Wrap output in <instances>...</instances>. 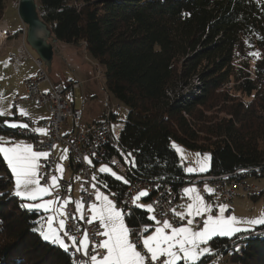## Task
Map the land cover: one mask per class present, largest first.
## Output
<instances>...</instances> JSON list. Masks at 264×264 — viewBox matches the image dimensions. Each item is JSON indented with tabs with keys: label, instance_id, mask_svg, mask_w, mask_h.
I'll list each match as a JSON object with an SVG mask.
<instances>
[{
	"label": "trees",
	"instance_id": "obj_1",
	"mask_svg": "<svg viewBox=\"0 0 264 264\" xmlns=\"http://www.w3.org/2000/svg\"><path fill=\"white\" fill-rule=\"evenodd\" d=\"M35 2L52 37L84 46L103 67L107 91L128 108L115 141L131 162L132 174L124 176L128 183L159 178L181 187L189 176L173 140L210 153L206 175L249 170L244 177H264V0ZM3 10L0 0V21ZM4 121L0 116V135L23 138L21 127ZM96 178L118 198L128 185L107 174ZM12 186L0 156V264H74L63 248L41 237L37 226L43 213L22 207ZM139 223H151L141 208L126 220L130 228ZM262 230L259 225L209 244L213 251L227 245L223 255L240 244L229 264H264V234L247 236ZM211 257L199 264H209Z\"/></svg>",
	"mask_w": 264,
	"mask_h": 264
},
{
	"label": "snow or ice",
	"instance_id": "obj_2",
	"mask_svg": "<svg viewBox=\"0 0 264 264\" xmlns=\"http://www.w3.org/2000/svg\"><path fill=\"white\" fill-rule=\"evenodd\" d=\"M7 110L0 109V116L10 115ZM21 116H28L23 108L19 109ZM10 127H21L27 129L26 123H9ZM34 132L47 135L44 128L33 129ZM176 147L175 145H173ZM55 147V145H53ZM182 152L180 148L176 149ZM67 149L64 150V153ZM62 153L61 160L67 159ZM131 155V154H129ZM0 156L6 161L8 168L14 178L15 192L14 195L21 199L29 201L42 200L39 203L23 204L29 210H43L51 212L53 215L47 217V230L42 231L41 235L45 240L59 244L65 251L69 250V245L60 235L63 232L71 241V247L76 252H82L83 255L89 257V264H198L201 258L211 252L208 242L216 236H227L247 231L238 225L242 223L250 225H264V214L253 219L241 220L235 215H225L228 206L220 204L218 206V214H213V205L205 201L204 196L195 187H186L183 189L184 196L188 202L181 205L182 211L175 208L171 212L180 222L174 224L168 218L167 214L162 213V218L157 219L156 215H150L149 220L155 222L153 230L150 232L151 225L143 227L142 231L133 232V230L125 222V213L117 207L113 199L97 188L96 184H92L95 190V201L85 208L83 200L73 201L71 197L63 199L61 202L59 197L53 199H43L45 196L52 195V190L59 186V180L62 179L63 165L58 164L56 171L61 173L52 175L50 183L41 184L43 176L41 175V159L47 160L50 152L36 150L33 144L23 142L5 141L0 138ZM197 167H188L185 170L188 173L204 172L208 169L207 155L200 159L197 153ZM87 159V158H86ZM91 164V161H88ZM134 163V162H133ZM101 173L110 172L117 179L124 180L115 172L106 166L101 165L98 170ZM92 179L97 178L93 175ZM124 183H128L124 180ZM107 188V185H104ZM70 190V186H69ZM205 191L209 194L213 193V189L205 187ZM114 195V194H113ZM147 191H140L138 195L133 197L132 203L137 208L146 209L148 213H154L155 209L151 204L144 205L138 203L141 197L148 196ZM75 204V213L79 219L85 220L86 223L96 225V231L93 236L102 237L98 242L91 239L87 230L82 233L83 238L79 240L77 246V238L71 235L67 230L66 221L76 219V215L65 212L68 205ZM87 212V217L85 213ZM197 218H200L199 221ZM58 220L57 227H53L54 221ZM75 231L79 232V226L73 225ZM92 245V252H89V245ZM203 245V247H202Z\"/></svg>",
	"mask_w": 264,
	"mask_h": 264
},
{
	"label": "built area",
	"instance_id": "obj_3",
	"mask_svg": "<svg viewBox=\"0 0 264 264\" xmlns=\"http://www.w3.org/2000/svg\"><path fill=\"white\" fill-rule=\"evenodd\" d=\"M14 3V7H15ZM24 31L22 32V35ZM11 37V34L7 29L3 31V40L0 41V48H6L8 39ZM11 62L16 61V56L12 53L8 54ZM33 63L38 68L37 75L31 77L24 82L26 96L21 99H17L13 103V110L16 105L20 102H33L38 109H44L47 111L48 116L40 120V126L47 130V135L38 137L32 131V122L27 117H18L22 123L29 125L27 129L20 128L18 133L29 143L33 144L36 150L48 151L50 156L47 160L41 159V175L43 179L41 184L50 183V177L55 173V157H54V148L53 145L60 144L62 147L67 149V152L70 156V162L72 164L75 174L79 177V190L78 197L79 200L85 202V208L88 207L92 202L95 201L94 192L92 184L95 181L92 179L93 175L97 176L99 172L96 169L97 164L108 163L112 165L119 173L127 176L132 174L130 168V160L126 154L119 149L117 143L115 142L112 132L110 129V124L112 120L117 118H112L111 115L113 110L110 108L106 111V121L100 124H96L83 132L71 133L66 136L60 135V128L62 123L66 120L67 116L71 117L73 122H77L81 118V112L74 109L70 106L64 99L65 88L63 86L53 85L47 77L46 72L43 70L42 61L37 58H32ZM48 83L49 89L46 92L39 90V84L41 82ZM78 88L77 83L70 85V89L73 91ZM14 117L15 116L14 114ZM121 123L126 122L124 119L120 120ZM113 150L114 153L110 151ZM87 158V159H86ZM88 160L91 161V164L88 163ZM190 166V163L186 164ZM257 170V169H253ZM249 170H237L232 174H225L220 176L213 175H194L189 177H183L182 186L179 188H174L173 184L169 182H164L159 178H133L131 182L128 183L125 188L122 196L120 198L112 196V199L116 203L117 207L120 208L125 213V222L130 214L138 209L133 203L132 199L140 191H147L148 196H145L147 204H151L155 209V212L152 215H156L157 219L162 218V213H166L170 221L174 224L181 223L178 218H176L171 209H173L181 188L186 184H192L197 186V189L202 195L208 196V192L205 191V187L213 189L211 193L215 197V201L218 205L224 204L228 206L226 211L227 215L231 214L230 206L232 205L233 199L236 197V191L240 188L243 189L245 193L253 197H262L264 195V190L259 189L256 185L247 186L244 184V175L248 173ZM70 186V190H69ZM52 197H59L61 202L67 197H71V183L69 181L60 179L59 186L52 190ZM65 212L75 215V206L70 204L65 208ZM50 215L53 213L50 212ZM87 217V212L85 213ZM200 218H197L199 221ZM71 235H75L78 242L83 238L82 233L87 230L91 239L99 241L103 239L102 237L93 236L95 233L96 225L88 224L85 220L69 219L66 221ZM73 225H78L80 231L77 232L73 228ZM146 225L153 226L151 223H139L137 226L131 228L133 232L142 231L143 227ZM53 227H56V224L53 223ZM150 229H152L150 227ZM264 234V230L255 231L247 236H257ZM65 242L72 245V241L63 235V232L60 233ZM246 237V236H244ZM243 238V237H241ZM233 243L231 241L229 244ZM214 251L212 257L207 261L209 264H216L219 259V253L224 247ZM76 259L80 264H89V257L83 255L81 252H76L73 248ZM89 252H92V245H89Z\"/></svg>",
	"mask_w": 264,
	"mask_h": 264
},
{
	"label": "rangeland",
	"instance_id": "obj_4",
	"mask_svg": "<svg viewBox=\"0 0 264 264\" xmlns=\"http://www.w3.org/2000/svg\"><path fill=\"white\" fill-rule=\"evenodd\" d=\"M14 3H17L15 5L18 6V0H3L4 10H3V17L1 20L6 24V27L8 28V31L11 34V37L14 36L15 41L11 45L14 47L12 48V50L14 54L17 56L18 61L13 63L7 57H4L5 55L2 53H5V52H2L3 48H0V109L7 110L8 112L11 113L10 115L2 116L6 118V121H8L9 123H16L18 122L17 120H13V119L8 120V118L13 117L14 111H16V115H20L19 109L23 108L28 113L27 118L32 122L31 129L33 131V129H36V127L42 128L39 123L40 120L39 121L37 120L39 116H42L44 114V111L42 109L35 110V108L33 107V104L29 102L21 103L17 108L15 107V109L13 110V103H14L13 101L16 99V96H19L21 98L26 96L24 82L27 79L31 78L33 75L35 76L38 71V68L32 62V58L34 59L38 58L35 51L29 47V45L25 41V38L24 40H22V36H24V34L22 35V32L24 31L25 26L23 25L22 21L20 20L18 16L17 8L13 6ZM11 45L9 44L8 47H11ZM60 46H63V45H60ZM54 48H56V44H54ZM42 68L46 72L48 79L54 85H60L66 88V91L64 94L65 101L70 106H73L75 109L81 112V118L77 122H73L71 117L67 116L66 120L64 121V123L61 125V128H60L61 136L64 133V129L71 130V129H76L77 127H79L82 131H85L88 128L96 124L105 122L107 120L106 111L108 110V108H112L113 110L112 114L117 119L111 121L110 129H111L114 140L115 141L118 140L120 131L124 127V123H121L120 120L126 119L128 108L124 104L117 101L107 91L105 87L103 67L95 63V61L90 57L88 52L84 49V46L81 45V46L75 47L74 52L72 53H70V51H66L64 47H60V48L57 47V49H55L54 54H53L50 71H48L44 65L42 66ZM73 83H77L78 88L72 91L70 89V84H73ZM39 88L41 91H47L49 89L48 83H46L45 81L41 82L39 84ZM189 91H190L189 88L187 91L184 90V92H189ZM22 117H25V116H22ZM33 121H35V124H33L34 123ZM7 126H9V124H7ZM34 133L38 137H42L44 135V134L37 133V132H34ZM0 138H3V140L5 141L10 140L12 142L29 143L23 138H11V137L4 136V135H0ZM173 145H175L176 147H174ZM171 147L176 152L179 158L180 165L182 166L183 170L186 173H188L185 170L186 168L197 167V159H198L196 156L197 153L200 154V157H199L200 159H203L205 155H207L210 158L209 152H199L195 150H189L175 140L171 141ZM177 147L180 148L182 152H178L176 150ZM64 150L65 148L62 147L60 144L55 145V148H54L55 173L53 175H57L58 177L61 175V173L56 171V166L58 164H62L63 169H64L63 174H62V179H70V177L72 176V172L69 168L70 156L68 152L64 153ZM62 153H64L67 156V159L61 160ZM210 161L211 160L209 159L208 169L206 171L204 172L197 171V172L188 173V174L199 175V174L207 173L210 169ZM4 162L7 165L6 161ZM187 163H190L191 165L187 166L186 165ZM101 165L108 166L112 170V172H115L118 176L123 177L125 180L124 175L119 173L112 165L108 163L97 164V171L99 170ZM10 174H11V171H10ZM101 174H107L113 177L114 179H117L116 176H113L110 172L101 173ZM11 177L13 180V186H12L11 192L14 194L15 183H14V178L12 174H11ZM117 180L124 181L120 179H117ZM244 184L247 186L256 185L259 189L264 190V177L256 178L251 175L246 176L244 179ZM96 186L97 188H99L100 191L104 190L101 187H99L97 184ZM191 186H195V185L186 184L182 188L184 189L186 187H191ZM195 187L197 188V186ZM183 189L180 194L179 200L175 203L173 207L177 211H182L183 209L181 208V205H184L188 202L187 197L184 196ZM104 193L106 195H109V197L111 198L112 196L111 192L109 193L104 192ZM49 196H45L43 197V199L45 200L53 199L52 195H49ZM203 196L207 203L213 205V214L214 215L218 214L219 205L216 203L215 197L213 196L211 199H209L208 196H205V195ZM18 198L22 200L24 204L42 202V200L29 201V200L21 199L20 197ZM138 202L141 204L147 205V203L144 201L140 200ZM230 209H231L230 215H235L237 218L241 220L257 218L261 216V214H264V195L262 197H253L245 193L243 189L240 188L236 191V198L233 200L232 205L230 206ZM44 215L45 214H42L39 217V223L37 226L40 235L42 231L40 230L39 227L44 221L43 220L44 218H42L44 217ZM150 215H152V213H148V217ZM225 215L227 214L225 213ZM151 222H153V226L151 227L152 229H150V232L153 230L155 226V222L154 221H151ZM181 223H184V222H181ZM238 226L241 227L242 229H249L247 231H250L259 225H250V224L242 223ZM241 232H246V231H241ZM41 237L43 238L42 235ZM216 237L223 238L227 236H216ZM231 237H227V238H231ZM46 241L52 243L50 240H46ZM52 244L59 246V244H56V243H52ZM207 246L210 247L211 252L208 254H205V256L201 258V260L205 257L212 256L214 254V251L212 247L210 246L209 242ZM239 251H240V244H236V246H233V248L230 249L227 252V254L223 255V261L217 264H229L230 256L234 252L237 253Z\"/></svg>",
	"mask_w": 264,
	"mask_h": 264
},
{
	"label": "water",
	"instance_id": "obj_5",
	"mask_svg": "<svg viewBox=\"0 0 264 264\" xmlns=\"http://www.w3.org/2000/svg\"><path fill=\"white\" fill-rule=\"evenodd\" d=\"M17 13L25 26L24 38L29 47L35 51L43 65L50 71L56 39L37 14L35 0H18Z\"/></svg>",
	"mask_w": 264,
	"mask_h": 264
},
{
	"label": "crops",
	"instance_id": "obj_6",
	"mask_svg": "<svg viewBox=\"0 0 264 264\" xmlns=\"http://www.w3.org/2000/svg\"><path fill=\"white\" fill-rule=\"evenodd\" d=\"M0 27L2 28V29H7L8 30V28L6 27V24L1 20L0 21ZM22 40H24V36H22ZM14 36H12V37H10L9 39H8V41H7V44H6V48H3V51L2 52H5V53H2V54H4L5 56L4 57H7L8 59H9V56H8V54H10V53H12L13 55H15L14 54V52H13V50H12V48H14L11 44L12 43H14ZM11 45V47H8V45ZM60 45H63V46H60ZM57 47H64L65 49H66V51H70V53H72V52H74V48L75 47H73V46H71V45H66V44H62V43H59V42H56V48H54V51H55V49H57ZM9 50H8V49ZM76 50V49H75ZM16 56V55H15ZM16 58H17V56H16ZM32 58V57H31ZM10 60V59H9ZM16 61H18V58L16 59ZM16 61H14V62H16ZM13 62V63H14ZM32 62H33V60H32ZM38 72V71H37ZM36 75H37V73H36ZM35 75V76H36ZM34 76V75H33ZM32 76V77H33ZM34 76V77H35ZM51 82V81H50ZM52 83V82H51ZM53 84V83H52ZM54 85V84H53ZM39 86V85H38ZM56 86H58V85H56ZM39 90H40V88H39ZM41 91V90H40ZM48 91V90H47ZM43 92H46V91H43ZM26 93V92H25ZM25 97V96H24ZM24 97H22V98H24ZM17 99H21V97H19V96H16V99L13 101V102H15ZM21 103H25V102H20V103H18L17 105H16V108L21 104ZM29 103H32L33 104V107L35 108V110H38V108L35 106V104L33 103V102H29ZM73 107V106H72ZM74 108V107H73ZM15 109V108H14ZM75 109V108H74ZM110 108H108V110H109ZM43 111H44V114L42 115V116H39L38 117V120L37 121H39V120H42V119H44V118H46L47 116H48V114H47V111L46 110H44V109H42ZM77 110V109H76ZM107 110V111H108ZM14 114H16V111H14V113H13V117L12 118H14V120H17L18 122H16V123H22L19 119H18V117H22L21 115H16L17 116V119L14 117ZM25 117H27V116H25ZM10 118V117H9ZM34 123L33 124H35V121H33ZM64 123V122H63ZM62 123V124H63ZM34 126V125H33ZM17 128V127H16ZM37 128V127H36ZM76 132H83L79 127H77L76 129H71V130H65L64 129V133H63V135L62 136H66V135H69V134H71V133H76ZM89 161V160H88ZM70 159H69V168H70V170H71V172H72V176L70 177V179H63V180H66V181H69L70 183H71V199L73 200V201H76V200H79V197H78V190H79V177L78 176H76V174H75V172H74V170H73V167L70 165ZM96 169H97V166H96ZM100 173V172H99ZM184 173L186 174V175H188V176H194V175H196V174H194V175H192V174H188V173H186L185 171H184ZM199 175H201V174H199ZM95 183L97 184L98 182L95 180ZM182 189L183 188H181V191H180V193H179V196H178V199H177V201L179 200V198H180V194H181V192H182ZM104 192H106V193H109V192H107V191H105V190H103ZM50 197V196H49ZM213 197V195L212 194H208V198L209 199H211ZM111 198H112V196H111ZM141 201H144V202H146V200L144 199V197H141V199H140ZM176 201V202H177ZM139 203V202H138ZM147 203V202H146ZM148 205V204H147ZM74 206H75V204H74ZM141 209H143V208H141ZM143 210H145L146 211V209H143ZM41 213H43V214H45L44 215V217H42V218H44L43 220V222H42V224H41V226H40V229L42 230V231H46L47 230V222H46V220H47V217L50 215V212H44L42 209L41 210H39ZM75 215H76V219L77 220H80L79 219V216H78V214H76L75 213ZM174 215V214H173ZM54 223L56 224V227H57V224H58V220L57 221H54ZM223 238H227V237H223ZM82 239V238H81Z\"/></svg>",
	"mask_w": 264,
	"mask_h": 264
},
{
	"label": "bare ground",
	"instance_id": "obj_7",
	"mask_svg": "<svg viewBox=\"0 0 264 264\" xmlns=\"http://www.w3.org/2000/svg\"><path fill=\"white\" fill-rule=\"evenodd\" d=\"M17 4V3H16ZM15 8H17V5H15ZM3 31H4V29H2V28H0V41H2L3 40ZM131 163V162H130ZM131 167V166H130ZM77 176V175H76ZM236 198V197H235ZM234 198V199H235ZM233 199V200H234ZM244 238V237H243ZM243 238H240V239H238L237 241H239V240H242ZM236 240H235V242H237ZM235 242H233V243H231L230 245L232 246ZM66 244H68L69 245V243H67V242H65ZM70 246V245H69ZM66 253H68V254H70L71 256H72V261H73V263L74 264H80L79 263V261L76 259V255L74 254V251H73V249H72V247L70 246L69 247V250L68 251H65ZM223 261V254H221V253H219V259H218V262L217 263H221ZM216 263V264H217Z\"/></svg>",
	"mask_w": 264,
	"mask_h": 264
}]
</instances>
